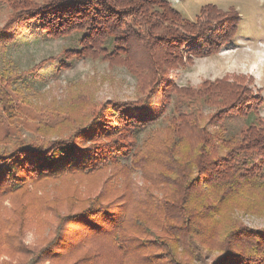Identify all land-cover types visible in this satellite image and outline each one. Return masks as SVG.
<instances>
[{
    "label": "trees",
    "instance_id": "trees-1",
    "mask_svg": "<svg viewBox=\"0 0 264 264\" xmlns=\"http://www.w3.org/2000/svg\"><path fill=\"white\" fill-rule=\"evenodd\" d=\"M240 24L235 8L212 4L192 20L168 0H0V128L7 133L21 109L34 107L23 82L43 65L20 73L8 57L32 29L48 39L81 36L57 58L63 68L97 51L109 60L126 55L134 75L138 48L156 68L161 58H203L229 46ZM171 93L169 114L171 97L154 110L120 105L67 141L37 147L35 139L0 153V264H264V227L243 221L264 216L261 98L224 78ZM107 169L97 194L76 187L41 202L39 215L53 217L54 229L42 246L25 248L14 216L30 187Z\"/></svg>",
    "mask_w": 264,
    "mask_h": 264
},
{
    "label": "rangeland",
    "instance_id": "rangeland-1",
    "mask_svg": "<svg viewBox=\"0 0 264 264\" xmlns=\"http://www.w3.org/2000/svg\"><path fill=\"white\" fill-rule=\"evenodd\" d=\"M168 1L184 18L192 20L199 9L207 4L216 6L223 13L233 7L241 18L239 35L217 54L203 58L187 55L181 62L176 57L168 62L161 58L158 68L148 60L144 48H138L134 52L137 68L133 75L127 68L129 63L126 55L109 60L97 51H93V55L87 59L78 60L68 56L73 64L63 68L61 59L57 58L66 49L79 47L81 36L73 34L48 39L38 30L32 29L12 45L8 57L14 61L20 73L43 65L34 75L26 76L23 82L34 107L21 109L18 115L22 118L17 126L11 125L7 133L0 128L1 155H8L20 144L28 145L27 142L35 139L40 140L34 144L37 147L45 146V143L51 147L55 143L67 141L74 130L89 125L98 114H102V110L120 105H139L143 102L150 110H154L160 107L162 100L165 103L166 98L171 97V104L166 108V114H169L176 97L171 93L172 88H196L205 81L223 78L240 82L249 94L261 98L258 105L253 103L260 107L259 113L264 117V0ZM46 60L49 61L44 63ZM143 81L145 83L141 86ZM62 120L66 122L56 127L55 124ZM111 174L110 169H107L92 177L77 175L30 187L31 192L24 195L25 206L14 216L20 224L15 226L22 232L25 248L29 249L35 243L38 247L42 246L43 242L39 244L41 236H47L48 229H54L53 217L39 215L41 202L46 201L51 205L53 197L76 187L81 193L94 189L97 194L100 191L98 182ZM130 178L132 191L135 192L136 187L142 184L141 175L138 172ZM109 189L112 190V197L123 192L122 185ZM18 200L19 196L10 197L4 206ZM243 221L253 228L264 227V216L247 217ZM3 258L0 257V260Z\"/></svg>",
    "mask_w": 264,
    "mask_h": 264
}]
</instances>
